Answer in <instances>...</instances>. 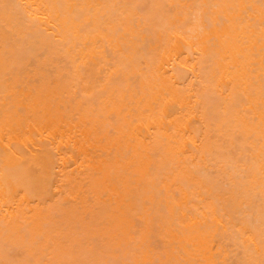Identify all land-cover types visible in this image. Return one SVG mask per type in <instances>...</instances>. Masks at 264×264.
<instances>
[{
    "label": "bare ground",
    "instance_id": "6f19581e",
    "mask_svg": "<svg viewBox=\"0 0 264 264\" xmlns=\"http://www.w3.org/2000/svg\"><path fill=\"white\" fill-rule=\"evenodd\" d=\"M0 264H264V0H0Z\"/></svg>",
    "mask_w": 264,
    "mask_h": 264
},
{
    "label": "rangeland",
    "instance_id": "374dc122",
    "mask_svg": "<svg viewBox=\"0 0 264 264\" xmlns=\"http://www.w3.org/2000/svg\"><path fill=\"white\" fill-rule=\"evenodd\" d=\"M16 252V251H15ZM15 252H14V254H15Z\"/></svg>",
    "mask_w": 264,
    "mask_h": 264
}]
</instances>
